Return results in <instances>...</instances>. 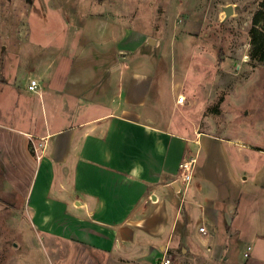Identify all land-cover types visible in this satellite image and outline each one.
I'll list each match as a JSON object with an SVG mask.
<instances>
[{
	"label": "crops",
	"instance_id": "obj_1",
	"mask_svg": "<svg viewBox=\"0 0 264 264\" xmlns=\"http://www.w3.org/2000/svg\"><path fill=\"white\" fill-rule=\"evenodd\" d=\"M101 31L99 67L77 71L73 59L57 71L63 50L34 65L41 89L25 93L20 122L0 116L2 174L20 193L41 178L37 192L48 191L49 209L37 213L40 225L87 251L89 264H161L178 254L264 264V169L259 153L247 155L259 149L174 129L153 93L155 74L130 66L121 74L118 28Z\"/></svg>",
	"mask_w": 264,
	"mask_h": 264
},
{
	"label": "rangeland",
	"instance_id": "obj_2",
	"mask_svg": "<svg viewBox=\"0 0 264 264\" xmlns=\"http://www.w3.org/2000/svg\"><path fill=\"white\" fill-rule=\"evenodd\" d=\"M259 11L262 18L264 0H0V116L20 122L25 93L34 94L28 83L40 77L34 65L63 50L57 71L73 59L77 71L90 67L101 57L102 28L113 26L120 36V73L130 66L129 72L155 74L153 93L159 91L174 129L258 148L247 155L259 153L264 169V62L252 58L251 35L262 38L263 21L254 22ZM109 52L115 57V47ZM181 93L187 99L178 103ZM2 173L0 164V264H89L87 251L72 250L69 242L65 247L63 238L52 239L53 227L40 225L37 213L49 209L48 191L37 192L41 178L20 193ZM198 258L178 254L172 264H229Z\"/></svg>",
	"mask_w": 264,
	"mask_h": 264
},
{
	"label": "built area",
	"instance_id": "obj_3",
	"mask_svg": "<svg viewBox=\"0 0 264 264\" xmlns=\"http://www.w3.org/2000/svg\"><path fill=\"white\" fill-rule=\"evenodd\" d=\"M39 86V81L37 79H31V82L29 84V88L33 91L37 90V87ZM187 99L185 94H179V97L177 99L178 103H183L185 102ZM40 157V156H39ZM192 172H193V168H192V161H185L181 164V176L185 179L186 181V187L189 186L190 184V179L192 177ZM201 231L203 232H207V227L205 225L200 226L199 228ZM252 246L248 245L247 246V251L245 252V255L248 256L249 252L251 250ZM161 264H172V258L170 255H165L161 261Z\"/></svg>",
	"mask_w": 264,
	"mask_h": 264
},
{
	"label": "trees",
	"instance_id": "obj_4",
	"mask_svg": "<svg viewBox=\"0 0 264 264\" xmlns=\"http://www.w3.org/2000/svg\"><path fill=\"white\" fill-rule=\"evenodd\" d=\"M261 14H263V13H261L260 11L258 13H256V15L254 17V22L256 23V22L262 20L263 26H264V16H262V18H260ZM251 35H252V40L255 43V47H254L253 52H252V58H253V60H255L257 62H264V30H263L261 40L256 39L253 30H251Z\"/></svg>",
	"mask_w": 264,
	"mask_h": 264
},
{
	"label": "water",
	"instance_id": "obj_5",
	"mask_svg": "<svg viewBox=\"0 0 264 264\" xmlns=\"http://www.w3.org/2000/svg\"><path fill=\"white\" fill-rule=\"evenodd\" d=\"M226 12L228 14H231L233 12V6L232 5H229L225 8ZM148 43H151V44H155L156 43V39L153 38V37H149L148 40H147Z\"/></svg>",
	"mask_w": 264,
	"mask_h": 264
}]
</instances>
